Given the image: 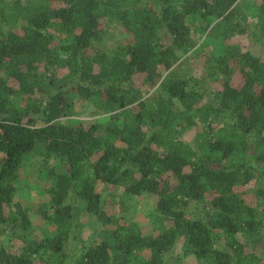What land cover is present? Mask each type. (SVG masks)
Masks as SVG:
<instances>
[{
    "label": "trees",
    "instance_id": "16d2710c",
    "mask_svg": "<svg viewBox=\"0 0 264 264\" xmlns=\"http://www.w3.org/2000/svg\"><path fill=\"white\" fill-rule=\"evenodd\" d=\"M0 0V264H264V0ZM122 38L109 43L111 34ZM204 33L185 77L172 69ZM251 41V46L249 45ZM79 102L104 122L59 123ZM195 135L188 140L190 132ZM42 148L37 233L17 198ZM108 187L153 197L147 226ZM82 240V239H81Z\"/></svg>",
    "mask_w": 264,
    "mask_h": 264
},
{
    "label": "rangeland",
    "instance_id": "374dc122",
    "mask_svg": "<svg viewBox=\"0 0 264 264\" xmlns=\"http://www.w3.org/2000/svg\"><path fill=\"white\" fill-rule=\"evenodd\" d=\"M238 5L244 10L248 16L250 24H254L257 19V1L256 0H238ZM197 40L196 47L191 50L173 69L172 73H176L181 76L191 77L197 76L200 71L196 70L195 61L189 58H196L197 52L202 49L203 44L207 42L206 34L198 33L196 31ZM122 38V34L117 31L115 34L109 35L106 40L109 43H114L115 40ZM251 41L249 45L251 46ZM255 53H262L264 50L254 44L251 46ZM193 62L194 65L192 64ZM115 113V112H114ZM114 113H98L96 108L93 107L91 102H79L74 107L69 115L63 116L57 121L59 123L77 124V123H98L104 122L110 118ZM195 133L192 131L189 133L187 139L190 140L194 137ZM42 148H37L30 153L24 159L22 168V178L18 183V192L16 198L24 204L30 212V215L34 222L35 231L39 234L43 230L44 223L40 219L38 213V205L40 201L46 199L45 190L49 184L45 182L43 176L39 173L42 164ZM105 209L108 213H114L117 221L121 223L135 222L140 226H147L148 213L153 210L154 198L143 196L137 197L130 195L124 191L123 188L108 187L106 192ZM84 226L79 234V237L74 239L70 246V263L78 264L75 256L80 255L82 247L84 246V240L91 237L98 229L99 225L96 222L94 215L83 217ZM82 239V240H81ZM6 238L0 234V246L4 245ZM174 255V262L178 261V264H197L195 260L188 258H179L181 250L172 252Z\"/></svg>",
    "mask_w": 264,
    "mask_h": 264
}]
</instances>
